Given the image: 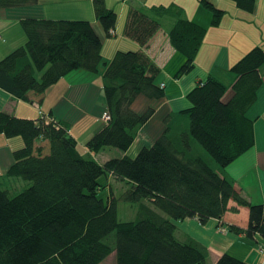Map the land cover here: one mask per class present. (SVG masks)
<instances>
[{
  "label": "trees",
  "instance_id": "obj_1",
  "mask_svg": "<svg viewBox=\"0 0 264 264\" xmlns=\"http://www.w3.org/2000/svg\"><path fill=\"white\" fill-rule=\"evenodd\" d=\"M232 1L247 12L256 3ZM38 4L0 0V10ZM200 4L217 26L224 11L207 0ZM92 8L105 35L112 36L116 12L105 0H92ZM164 18L170 23L169 42L184 56L177 75L188 73L206 29L186 18L179 6L130 7L123 35L146 47ZM19 24L25 42L0 59V88L20 100L32 101L34 95L40 102L62 77L78 70L96 75L104 64L102 92L109 120L83 152L67 125L47 122L41 111L29 119L0 109V134L19 136L24 143L12 152L6 171L23 180L22 186L10 185L22 190L10 194L0 186V264H100L113 252L115 264H208L207 247L180 232L175 221L195 218L205 225L241 206L248 209L246 226L227 224V230L252 240L259 235L264 241V200L252 203L218 171L254 145L253 120L246 111L263 82L259 70L264 48L254 46L230 67L235 79L228 96L229 87L213 75L198 81L186 95L189 107L176 115L186 118L185 127L166 119L162 133L134 157L98 163L90 153L105 147L126 152L138 128L151 118L153 107L137 112L132 104L139 95L162 97L156 82L160 69L143 51L117 50L103 62L101 38L86 19L27 15ZM35 71L41 72L39 79ZM38 138L47 140L48 153L35 148ZM103 175L126 185L119 198L138 203L134 220H119L118 198L110 184L107 199L98 196ZM230 201L235 206L229 207ZM212 264L251 263L223 253Z\"/></svg>",
  "mask_w": 264,
  "mask_h": 264
},
{
  "label": "crops",
  "instance_id": "obj_2",
  "mask_svg": "<svg viewBox=\"0 0 264 264\" xmlns=\"http://www.w3.org/2000/svg\"><path fill=\"white\" fill-rule=\"evenodd\" d=\"M207 1L224 11L217 26L210 24L212 14L201 6L200 0H105L107 7L117 14L115 29L110 37L105 35L95 18L92 0L82 2L81 0H39V4L35 7H21L10 12L19 19L27 15H38L51 19L89 20L101 38L103 62L109 61L117 50L143 51L160 69L156 82L162 87V97L148 99L139 95L132 104L133 110L137 112L144 111L148 106L153 107L151 118L138 128L126 152L105 147L95 154L90 153L98 163H103L112 157L123 155L134 157L142 147L150 146L166 127V119L181 123L182 127H185L186 118L176 115L189 107L186 95L196 83L208 75H213L229 87L228 96L230 86L235 79V75L229 70L230 67L254 46L259 45L264 48V0H256L252 12L238 8L232 0ZM63 2L68 4L63 5ZM168 5L179 6L186 18L206 29L195 56L194 68L182 75H177V72L184 62V56L169 42L167 31L170 23L167 18H164L161 28L150 38L146 47H141L136 41L123 35L125 19L130 7L150 8ZM18 24L19 21H0V36L1 39L2 35L5 37V40L2 39L4 44L0 47V59L5 55L4 53H9L18 45L24 44L25 35L20 31ZM104 67V64H101L96 75L80 70L69 73L47 88L40 102L34 95L30 97L32 101L20 100L0 88V109L29 119L38 118L41 111L45 116L67 125L79 149L81 147L80 150L86 152L85 143L106 125L101 119V114L105 110L101 77ZM259 72L263 82L257 90L256 100L246 111V115L253 120L254 145L228 166L218 169L222 176L234 181L241 194L250 201L255 198V203L264 200V64L261 65ZM23 144L19 136L7 138L0 134V179L4 180L2 183L6 180V185L24 184L21 180L6 174L13 163L12 152L21 148ZM47 147V140L42 138L35 140L36 149L41 148L42 152H45ZM113 180V185H117L118 182ZM109 184L112 187L111 182ZM250 186H253L254 191L248 190ZM233 206L235 203L230 201L229 207ZM237 209V212L228 210L220 220L210 219L205 225H200L195 218L175 221V225L180 232L207 247L209 251L207 261H211V264L223 253H228L234 244H237L238 250L246 257L240 259L251 264H264L263 252L258 254L252 244L253 242L259 247H264V241L259 235H255L252 240L243 235L229 231L220 233L217 230L219 224L246 226L248 209L243 206Z\"/></svg>",
  "mask_w": 264,
  "mask_h": 264
},
{
  "label": "rangeland",
  "instance_id": "obj_3",
  "mask_svg": "<svg viewBox=\"0 0 264 264\" xmlns=\"http://www.w3.org/2000/svg\"><path fill=\"white\" fill-rule=\"evenodd\" d=\"M83 0H81L82 2ZM85 2V1H84ZM63 5H67L68 3L66 2H63L62 3ZM61 4V5H62ZM17 9H21L19 7H16V8H12V9H6V10H0V21H19V17H16V15H14L12 12L10 11H15ZM17 14V13H16ZM18 15V14H17ZM13 18V19H12ZM7 19V20H5ZM18 26L20 27V31H22V33L24 34L21 26L18 24ZM17 26V28H18ZM18 31H19V28H18ZM22 34V35H23ZM24 37V36H23ZM2 39L5 40V37L2 35ZM0 40V47L4 44V41L3 40ZM23 44V43H22ZM20 44V45H22ZM18 45V46H20ZM16 48V47H15ZM5 55L8 54V53H4ZM5 55H2V56H5ZM40 75H41V72H38V71H35V77L37 79L40 78ZM104 112L101 114V119L104 121V122H108L109 119H105V116H103ZM108 115V114H107ZM47 122L49 121H53L54 119L53 118H46ZM81 149V147H80ZM48 147L45 151V153H48ZM100 151V150H99ZM202 151V150H201ZM94 154L97 153V152H93ZM204 153V152H203ZM205 155L207 157H209L206 153ZM209 159L215 163L210 157ZM216 164V163H215ZM23 181V180H22ZM99 183L101 185H103V188L101 190H99L98 192V196L103 198L104 200L107 199V196H108V184L109 182H111L112 184V188L114 190V193L116 195V198L117 199V210H118V218L119 220H125V221H128V220H134L136 218V212L138 211V203H131V202H127L125 200H122L119 198L120 194L126 189V185L125 184H121L122 186V189H121V186L120 184L119 185H113L114 184V180L111 178V176H108V175H103L101 176L99 179H98ZM4 182L1 181L0 179V186H2L3 188H8L9 189V192L10 194H16L17 192L21 191L22 187H17V188H9L10 185H6V180H5V183H2ZM24 188V187H23ZM248 190H252L254 191V188L253 186H250V188H248ZM255 200V198H253ZM252 200L251 202L252 203H255V201ZM241 215V214H239ZM230 224V223H229ZM236 225V224H235ZM238 226V225H237ZM217 230L218 232L220 233H224V232H227V226H223V225H219L217 226ZM253 246H254V250L258 253V254H261L260 252H263L262 255H264V251H260V249L264 250V247H259L258 244L256 243H253ZM250 250V249H249ZM253 251V250H252ZM228 254L230 255H233V256H236L237 258H246L244 254H242L239 250H238V246L237 244H234L230 247L229 251H228ZM242 260V259H241ZM211 261H207L208 264H211L210 263ZM100 264H115V259H114V252L111 253L109 256H107Z\"/></svg>",
  "mask_w": 264,
  "mask_h": 264
},
{
  "label": "built area",
  "instance_id": "obj_4",
  "mask_svg": "<svg viewBox=\"0 0 264 264\" xmlns=\"http://www.w3.org/2000/svg\"><path fill=\"white\" fill-rule=\"evenodd\" d=\"M0 39H1V36H0ZM103 116H105V119H109V115H107L106 112H104ZM260 251H264V250L260 249Z\"/></svg>",
  "mask_w": 264,
  "mask_h": 264
}]
</instances>
